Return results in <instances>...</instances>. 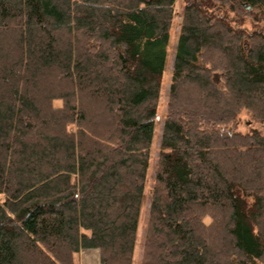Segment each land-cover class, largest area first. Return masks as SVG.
Listing matches in <instances>:
<instances>
[{
	"label": "trees",
	"instance_id": "obj_1",
	"mask_svg": "<svg viewBox=\"0 0 264 264\" xmlns=\"http://www.w3.org/2000/svg\"><path fill=\"white\" fill-rule=\"evenodd\" d=\"M175 2L0 0V264H133ZM247 17L264 0H185L141 264H264Z\"/></svg>",
	"mask_w": 264,
	"mask_h": 264
},
{
	"label": "rangeland",
	"instance_id": "obj_2",
	"mask_svg": "<svg viewBox=\"0 0 264 264\" xmlns=\"http://www.w3.org/2000/svg\"><path fill=\"white\" fill-rule=\"evenodd\" d=\"M184 5H185V0H176L175 6H174V18H173L172 26L170 29V39H169V44L167 46L166 65H165V70H164L163 79H162V86H161V93H160V98H159V103H158L157 115L155 118V134H154V138H153L152 146L150 150V166H149V170L147 174L145 196L143 200L141 216H140V221H139L138 236H137V242L135 245L133 264H141L143 243H144L146 227L148 223V214H149V208H150V202H151V192H152V186L154 183L156 168L158 164L161 137H162L163 126H164L166 113H167L169 89H170L171 80H172V70H173V65H174L177 41H178L179 32H180L181 23H182V13H183ZM244 21L245 23L243 25L250 31H252L253 29H257L260 31L264 30V19H261L258 21L257 20L252 21L250 17H247L244 19ZM55 103L61 104L60 101H56ZM252 128L264 129V124L254 120L251 114L248 111L244 110L241 113L239 120L237 122V129L242 130V131H249ZM2 200H3V195L0 196V201ZM89 251L91 252V254L87 255L86 253ZM97 256H98V252L95 253L94 250L92 249H87V250L82 249L79 254V262L80 264H101L100 257L98 258ZM87 261H89V263H87Z\"/></svg>",
	"mask_w": 264,
	"mask_h": 264
},
{
	"label": "crops",
	"instance_id": "obj_3",
	"mask_svg": "<svg viewBox=\"0 0 264 264\" xmlns=\"http://www.w3.org/2000/svg\"><path fill=\"white\" fill-rule=\"evenodd\" d=\"M92 250H94L95 253L98 252V256L97 257L99 258L100 257V251H99V249H92ZM87 263H89V261H87Z\"/></svg>",
	"mask_w": 264,
	"mask_h": 264
},
{
	"label": "bare ground",
	"instance_id": "obj_4",
	"mask_svg": "<svg viewBox=\"0 0 264 264\" xmlns=\"http://www.w3.org/2000/svg\"><path fill=\"white\" fill-rule=\"evenodd\" d=\"M86 250H87V249H86ZM86 254H87V255H90V254H91V252L89 251V252H87ZM91 256H92V255H91Z\"/></svg>",
	"mask_w": 264,
	"mask_h": 264
}]
</instances>
